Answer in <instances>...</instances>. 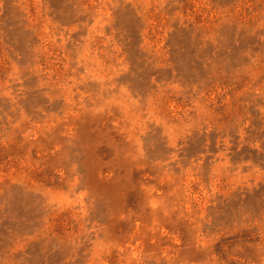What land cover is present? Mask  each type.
<instances>
[{
	"label": "rangeland",
	"instance_id": "rangeland-1",
	"mask_svg": "<svg viewBox=\"0 0 264 264\" xmlns=\"http://www.w3.org/2000/svg\"><path fill=\"white\" fill-rule=\"evenodd\" d=\"M0 264H264V0H0Z\"/></svg>",
	"mask_w": 264,
	"mask_h": 264
}]
</instances>
